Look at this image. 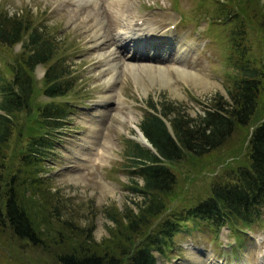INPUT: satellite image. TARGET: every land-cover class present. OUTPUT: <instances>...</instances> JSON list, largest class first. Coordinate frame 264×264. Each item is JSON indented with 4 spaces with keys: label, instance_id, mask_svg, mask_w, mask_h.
<instances>
[{
    "label": "rangeland",
    "instance_id": "374dc122",
    "mask_svg": "<svg viewBox=\"0 0 264 264\" xmlns=\"http://www.w3.org/2000/svg\"><path fill=\"white\" fill-rule=\"evenodd\" d=\"M246 1L0 0V16L28 17L54 41L53 59L58 63L64 59L71 81L69 90L52 97L65 116L50 133L52 147L45 150L48 155L44 154L37 174L40 181H36L42 186L40 192L47 188L58 200L49 204V210L59 211L66 220L51 219L27 200L31 216L47 230L43 238L47 244L36 246L0 230V264H61L55 255L61 247L81 242L87 232L80 227H91L90 236L101 243L109 238V211L126 206L136 211L135 201L142 203L143 197L131 187L142 184V179L128 157L127 140L136 142L131 136L140 130L144 111H151L147 101L158 103L165 98L193 118L216 94L228 98L227 89L237 71L233 61L240 53L256 66L263 63L264 40L256 29L261 12L248 18L243 11ZM246 4L264 11V0ZM22 42L9 45L0 40V76L11 78L20 63L34 89L30 110L12 113L13 133L2 150V173L19 178L24 175L21 149L29 143L28 136L42 130L37 113L51 100L42 89L44 70L52 61L28 70L25 59L32 46ZM145 52L149 56L141 55ZM190 72L204 82L196 83L189 78ZM263 87L251 125L264 118ZM244 140L245 132L236 129L220 149L196 158L186 153L190 158L172 167L177 180L162 216L177 211L170 208L173 205H190L209 195L214 180L245 161ZM34 195L45 199L40 193ZM182 222L164 250L154 252L156 264H264V206L248 228L237 222L235 229H228L225 223L217 232L204 219Z\"/></svg>",
    "mask_w": 264,
    "mask_h": 264
},
{
    "label": "trees",
    "instance_id": "16d2710c",
    "mask_svg": "<svg viewBox=\"0 0 264 264\" xmlns=\"http://www.w3.org/2000/svg\"><path fill=\"white\" fill-rule=\"evenodd\" d=\"M248 1L243 3V11L247 12L250 19L261 12L259 25L256 23L255 28L262 33L264 40V11L256 4L248 6ZM239 5L235 4L237 12ZM248 7L252 8L246 9ZM248 18L247 23L250 22ZM28 20L30 18L16 13L1 14L0 40L9 45L23 40V46H32V52L25 59L28 70L42 61L52 60L44 70L45 85L42 89L51 100L44 102L37 113L41 123L38 126L42 130L28 136L29 143L21 149L23 177L19 178L16 174L7 177L5 170L2 173L4 164L1 161L5 155L2 150L13 133L11 115L22 109L30 110L34 89L20 63L11 78L4 80L0 76V230H8L11 236L29 240L37 246L47 244V239H43L47 230L40 227V222L31 216L32 205L27 200L33 201L51 219L61 223L66 220L59 211L53 213L49 210V204L58 200H54L55 194L47 188L45 192H40L42 186L36 181H40L37 174L44 161L45 150L49 151L52 147L50 133L58 129L59 120L65 116L62 105L52 97L63 95L69 90L71 81L67 77L70 71L64 59L60 63L53 59L54 41L42 34L41 27L32 25ZM231 36L234 37L233 34ZM238 58L233 61L237 71L232 77L231 88L227 89L228 98L216 94L211 97L204 111L193 118L182 113L177 105L174 106L172 101L165 98L158 103L151 99L147 101L151 111H144L139 128L154 150L127 140L128 157L135 173L142 179V184L136 183L131 190L140 193L143 202L135 201V212L130 206L124 210L109 211L107 214L112 226L109 238L101 243L90 236L91 227H80L87 232L81 242L77 241L66 249L61 247V251L55 255L56 261L61 264H156L154 252L164 250L165 244L184 220L204 219L217 232L225 223L230 229H235L233 226L237 227V222L245 226L252 225L264 206V118L254 125L250 124L257 108V95L264 86V61L256 66L242 53ZM166 121L169 122L170 130ZM236 129L245 132V161L224 173L223 176L227 178L223 179L222 176L214 180L209 195L190 205H173L170 208L177 211L162 216L177 180L172 167L190 158L186 153L196 158L222 148L233 137ZM27 188L29 192H26ZM33 191L42 194L46 200L34 195ZM53 205L59 206L58 203Z\"/></svg>",
    "mask_w": 264,
    "mask_h": 264
},
{
    "label": "bare ground",
    "instance_id": "6f19581e",
    "mask_svg": "<svg viewBox=\"0 0 264 264\" xmlns=\"http://www.w3.org/2000/svg\"><path fill=\"white\" fill-rule=\"evenodd\" d=\"M81 1H83V0H79V3H80ZM113 1H117V0H113ZM118 3H119V2H118ZM77 5L79 6V4H77ZM118 6H119V5H118ZM137 17H138V19L140 20V16L137 15ZM134 18H135V17H134ZM132 22H133V21H132ZM132 22L129 23L130 25L128 26V28L132 26ZM185 75H186V74H185ZM188 75H190L189 78L191 77V79H193L194 81H196V83H198L199 81H200V82H204V79L201 78L200 76H197L194 72H193V73L190 72V73H188ZM197 80H199V81H197ZM136 138L139 139V140L142 141V142H144V141L147 142L146 139H145V137H144V134H142L140 130H138L137 135H136Z\"/></svg>",
    "mask_w": 264,
    "mask_h": 264
},
{
    "label": "water",
    "instance_id": "95a60500",
    "mask_svg": "<svg viewBox=\"0 0 264 264\" xmlns=\"http://www.w3.org/2000/svg\"><path fill=\"white\" fill-rule=\"evenodd\" d=\"M137 132H138V130L137 129H135ZM145 137V139H146V141H147V137L146 136H144ZM131 138H133L135 141H137L140 145H142V146H147V147H149L151 150H152V147H151V145H149L150 143L147 141V142H142V141H140L139 139H137L134 135H132L131 136Z\"/></svg>",
    "mask_w": 264,
    "mask_h": 264
}]
</instances>
